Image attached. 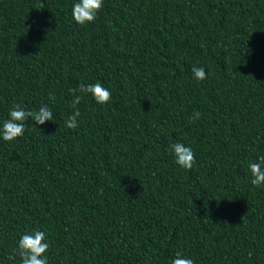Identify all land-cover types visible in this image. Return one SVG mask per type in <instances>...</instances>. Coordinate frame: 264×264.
Returning a JSON list of instances; mask_svg holds the SVG:
<instances>
[{"label": "trees", "instance_id": "1", "mask_svg": "<svg viewBox=\"0 0 264 264\" xmlns=\"http://www.w3.org/2000/svg\"><path fill=\"white\" fill-rule=\"evenodd\" d=\"M76 2L0 0V126L53 113L0 136V264L36 230L48 264H264V0H104L85 25ZM97 82L106 104L79 92Z\"/></svg>", "mask_w": 264, "mask_h": 264}, {"label": "clouds", "instance_id": "2", "mask_svg": "<svg viewBox=\"0 0 264 264\" xmlns=\"http://www.w3.org/2000/svg\"><path fill=\"white\" fill-rule=\"evenodd\" d=\"M103 7L104 0H78L72 5V18L79 25L92 23L97 19V14ZM191 71L197 80L207 78V73L203 67L193 66ZM75 91L76 89H69L70 93ZM79 92L91 94L98 104H106L112 99V93L99 82L87 85L80 84ZM80 100L81 96L76 95L71 101L74 111L65 121V125L69 129H75L79 126L77 118L80 117L81 113L75 106L80 103ZM8 117L0 126V136L5 141H12L23 136L26 121L31 119L35 124L42 125L46 121L53 120V113L47 105L41 106L37 111H31L25 110L19 104H16L9 111ZM199 118L200 113L198 111L190 117L193 122ZM169 147L175 157L176 164L184 169L191 170L196 163L195 154L191 147L180 142L173 143ZM248 167L252 177V185H264V155L259 156L255 161H250ZM48 249L49 244L46 242L45 232L36 230L20 236L16 248L13 250V256L19 255L20 264H48V258L45 255ZM171 264H194V261L191 258L183 257L180 252H176Z\"/></svg>", "mask_w": 264, "mask_h": 264}]
</instances>
